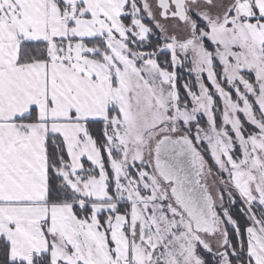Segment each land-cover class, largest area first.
<instances>
[{"label":"snow or ice","instance_id":"6c2138e0","mask_svg":"<svg viewBox=\"0 0 264 264\" xmlns=\"http://www.w3.org/2000/svg\"><path fill=\"white\" fill-rule=\"evenodd\" d=\"M0 264H264V0H0Z\"/></svg>","mask_w":264,"mask_h":264},{"label":"rangeland","instance_id":"374dc122","mask_svg":"<svg viewBox=\"0 0 264 264\" xmlns=\"http://www.w3.org/2000/svg\"><path fill=\"white\" fill-rule=\"evenodd\" d=\"M184 80H194V75H189L186 71L182 73V80H181V85Z\"/></svg>","mask_w":264,"mask_h":264}]
</instances>
